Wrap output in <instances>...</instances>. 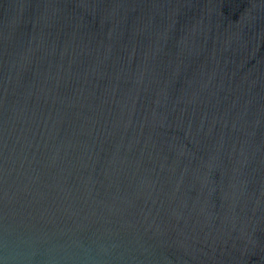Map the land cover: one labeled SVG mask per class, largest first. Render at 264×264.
<instances>
[{"label": "water", "instance_id": "water-1", "mask_svg": "<svg viewBox=\"0 0 264 264\" xmlns=\"http://www.w3.org/2000/svg\"><path fill=\"white\" fill-rule=\"evenodd\" d=\"M0 264H264V0H0Z\"/></svg>", "mask_w": 264, "mask_h": 264}]
</instances>
